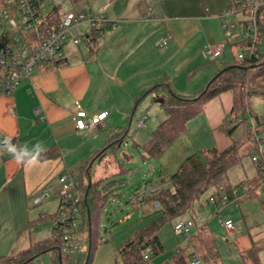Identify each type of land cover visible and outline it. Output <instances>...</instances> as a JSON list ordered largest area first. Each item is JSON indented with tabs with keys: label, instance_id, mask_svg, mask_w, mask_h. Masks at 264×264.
<instances>
[{
	"label": "crops",
	"instance_id": "obj_1",
	"mask_svg": "<svg viewBox=\"0 0 264 264\" xmlns=\"http://www.w3.org/2000/svg\"><path fill=\"white\" fill-rule=\"evenodd\" d=\"M68 2L73 9L86 6L89 12L104 16L113 24L98 46L69 44L65 65L39 66L12 94L0 98V142L10 138L18 147L27 144L29 148L42 142L47 151L53 154L40 159L34 166L24 167L17 165L6 150L0 149V256L20 252L51 237L52 234L39 240L33 234L39 220V216H32L31 209L35 206L33 197L42 189H47L53 192L52 199H56L58 208L60 178L64 175L79 177L86 163L115 134L126 125H132L137 109L145 103L144 100L136 105L137 98L156 84L164 82L170 83L184 96H193L216 76L224 63L232 60L227 49L237 44L236 41L234 44L231 42L220 61L211 59L207 54L210 46L225 38V19L231 22L234 19V16L222 17L229 9L231 0ZM83 30L85 26L74 33ZM168 35L172 39L163 45L162 41ZM150 96L152 102L160 104L159 107L151 108L156 114L153 123L157 127L167 118V113L161 103L154 101L153 95ZM77 102L90 116L107 112L104 123L92 131H78L73 120L78 111ZM232 105V92L223 93L210 101L204 112L188 123L187 133L179 140L187 138L186 141L193 147L202 150L207 143H213L209 148L217 147L220 150L230 145L232 138L223 137L225 132L222 126L230 115ZM143 115L140 119L147 118L146 127L149 118ZM215 134L221 136L224 144H218ZM114 166H118L116 160L106 158L98 166L95 179L100 168H104L103 178L117 175L120 169L111 176L106 174L107 169ZM234 175L236 185L245 179L256 178L257 170L251 159L246 158L242 165L231 169L230 178ZM161 185L160 182V185L150 187ZM119 194L122 197V191ZM116 202L113 198L109 206H114ZM140 207L143 208L142 205ZM143 215L144 223L115 231L113 238L118 246L153 219L148 217L149 213ZM185 219L189 217L182 220ZM163 229L159 238L166 248ZM107 231L108 228H105ZM199 232L210 233V230H205L204 226L197 227L187 243L182 246L173 244L172 250L181 248L186 255L189 250V254L201 258L203 264L204 254L200 256L197 252L199 248L192 243ZM35 236L37 240L33 239ZM110 238L108 235L103 236L107 240L102 241V244L109 242Z\"/></svg>",
	"mask_w": 264,
	"mask_h": 264
},
{
	"label": "trees",
	"instance_id": "obj_2",
	"mask_svg": "<svg viewBox=\"0 0 264 264\" xmlns=\"http://www.w3.org/2000/svg\"><path fill=\"white\" fill-rule=\"evenodd\" d=\"M70 1L78 4L82 0ZM260 2L262 5L257 14L256 47L261 60L240 63L233 58L224 63L216 76L193 96H184L170 83L164 82L156 84L137 98L136 105H139L148 96L153 95L154 101H161L167 113V118L150 133L149 139L143 145V158L163 156L176 140L187 133L188 123L202 114L210 101L226 92H232L233 105L222 130L232 138V142L223 150L212 147L204 149L201 155L195 153L188 156L177 172L162 179V185L157 192L148 195L143 202L134 203L142 205L143 213H149L148 217L153 219L144 228L135 230L125 243L117 246V257L120 261L116 259V264H149L153 259L168 253L160 241V231L167 224L174 220H182L186 216L192 219L196 226L194 207L205 195L210 194L209 202L211 198L220 199L223 195H228L230 200L235 197L236 186L231 182L230 171L242 165L246 158L252 161L259 153L258 137L264 133V113L254 106L255 99L264 100V0ZM59 11V6H55L53 11L55 19H59ZM249 44L237 43L236 46L244 48ZM65 63L66 61L54 67L63 66ZM128 134L127 129L115 134L81 171L78 181L81 194L82 249L69 259L68 264L93 263L94 254L103 241L100 233L102 218L112 199L121 198L119 191L124 187L123 177L112 181H109L108 177L96 180V170L106 158L119 163L117 151ZM51 155L52 152L47 151L40 159H46ZM118 165L121 169L117 175H123L125 168L121 163ZM254 166L257 177L245 179L237 185L245 190L249 198L256 197L257 192L263 187L260 171L255 164ZM156 203H159L160 208H157ZM262 204L264 207V202ZM56 217L57 214L51 218ZM192 237L193 234L189 240ZM262 249L258 242L252 241L251 248L241 255L243 264H262L260 256ZM171 252V256L163 264H189L196 256L186 255L181 248ZM146 256H149V259H146ZM42 257H50L52 264H66L59 236L52 233L50 238L32 244L25 250L0 256V264H33Z\"/></svg>",
	"mask_w": 264,
	"mask_h": 264
},
{
	"label": "built area",
	"instance_id": "obj_3",
	"mask_svg": "<svg viewBox=\"0 0 264 264\" xmlns=\"http://www.w3.org/2000/svg\"><path fill=\"white\" fill-rule=\"evenodd\" d=\"M262 5L260 0H231V5L222 15L224 18L232 16L239 18L236 23L225 19L223 27L225 38L210 46L207 54L211 59L220 61L224 50L232 40L237 43L249 44L239 47L237 59L240 63L261 60L256 47L258 29L257 14ZM55 6H50L49 0H0V98L13 93L17 86L28 80L32 72L39 66L54 67L66 61L69 44L98 46L105 37L107 29L113 23L101 15L89 12L86 6L67 12L59 11V19L53 15ZM85 26V30L74 32ZM172 39L168 35L162 41L167 45ZM235 42V43H236ZM235 45V44H234ZM233 46V45H232ZM78 111L73 120L78 131H92L97 129L106 120L108 113L101 112L90 116L76 103ZM146 117L137 122L139 129L145 128ZM259 153L252 158L258 167L262 178V191H264V133L259 135ZM4 146L0 142V149ZM60 206L52 233L59 236L62 241V256L65 263L82 249L80 242L81 223V194L79 181L71 175H64L59 180ZM159 187H143L142 193H137L131 199L143 202ZM52 196L48 190H41L33 197V204L39 206ZM230 201L228 195L220 199L211 198L214 204L226 205ZM160 208L159 203H156ZM44 217V216H43ZM223 225L230 237H234L235 226L233 221H223ZM195 223L192 219L179 220L175 223L174 233L190 238L193 234ZM107 239H103V242ZM149 259V256H146ZM189 264H202V259L194 256Z\"/></svg>",
	"mask_w": 264,
	"mask_h": 264
},
{
	"label": "rangeland",
	"instance_id": "obj_4",
	"mask_svg": "<svg viewBox=\"0 0 264 264\" xmlns=\"http://www.w3.org/2000/svg\"><path fill=\"white\" fill-rule=\"evenodd\" d=\"M49 3L50 6L53 7L56 5L59 6L60 12L73 10L68 0H53ZM238 18V16L234 17L232 22L236 23ZM235 41L236 40H232V44H234ZM240 51V48L236 45L227 49L230 59L237 58ZM159 106L160 104L157 102H152L151 96L148 97L145 99V103L137 109L136 118L132 125H126L122 129H127L129 134L117 151V161L123 164L125 171L123 170V175L112 176L113 178L109 177V181L123 177L124 187L120 189L122 191V197L120 200L114 198L117 202L114 203V206H109L107 208L105 216L102 218L103 225L100 233L102 236L108 235L111 238L109 242L99 244L94 254L92 264H116V259L120 261V258L117 257L118 245L113 238L115 231L120 228L124 229L134 225L138 226L141 222L144 223L145 217L140 207L141 205L133 204L134 202L131 200L133 196L137 193H142L144 186L149 188L151 185H160L162 178L165 175H171L177 172L181 163L188 156L195 153L199 155L202 154V148L193 147L191 143L186 141L187 138H181V140H176L160 158H143V145L149 139L150 133L157 128L153 123V116L156 114L151 108ZM254 106L260 112L264 113V100L255 99ZM142 114L146 115L149 120L145 128L139 129L137 127V122ZM222 135L225 139H231L228 134L223 133ZM215 138L218 144H224L219 134H215ZM184 142H186V145ZM212 144L213 143L204 144V149L213 146ZM227 147H229L228 144L223 147V149ZM119 169H121L119 165L114 166L112 169H107L106 174L107 176H111L117 173ZM77 171H75V173H77ZM104 173V168H100L96 175V180H100V178L105 179L103 178L105 177ZM78 178L79 177L76 176L75 179L78 180ZM230 179L234 185L236 175ZM238 184L236 183V185H234L236 186L234 188L235 197L226 205L218 206L209 202L208 198L210 194L205 195L195 204L196 226L198 228L204 226L205 230H210V233L199 232L198 236L192 242L194 246L200 249H197L198 254L200 256L204 254L205 261L203 264H243L241 255L251 248L253 240L258 242L263 248L260 256L261 262L264 264V207L262 204L264 202V191L259 190L256 197L249 198L245 190L237 186ZM50 194L53 197V192H50ZM55 201L56 199L54 200L51 198L47 202L39 206H34L31 209L32 216H39V220H37L35 224L36 231L33 233L38 236L39 240L40 238H45L52 234L51 232L55 224V219L51 217L57 214L59 209ZM49 202H51V204H48ZM43 216L46 217V219L42 218ZM226 220H231L234 223L235 236L233 238L229 236L223 225V221ZM175 223L176 220L167 224L162 232L166 247L164 249L168 253L153 259L149 264H163L170 257L173 244L179 243V245L182 246L189 241V238L176 235L173 232ZM112 224H114L113 227ZM196 226L193 232L197 228ZM110 227H112V229ZM105 228H108L107 232H105ZM37 236L33 237V239L37 240ZM189 252L190 251L187 250L188 254ZM209 254L212 255L210 256ZM33 264H52V260L50 257H42Z\"/></svg>",
	"mask_w": 264,
	"mask_h": 264
},
{
	"label": "clouds",
	"instance_id": "obj_5",
	"mask_svg": "<svg viewBox=\"0 0 264 264\" xmlns=\"http://www.w3.org/2000/svg\"><path fill=\"white\" fill-rule=\"evenodd\" d=\"M4 146L3 150H6L17 165L24 167L34 166L40 162L41 155L47 152V148L42 142H37L31 148L27 144L18 147L11 142L10 138H5L2 141Z\"/></svg>",
	"mask_w": 264,
	"mask_h": 264
},
{
	"label": "water",
	"instance_id": "obj_6",
	"mask_svg": "<svg viewBox=\"0 0 264 264\" xmlns=\"http://www.w3.org/2000/svg\"><path fill=\"white\" fill-rule=\"evenodd\" d=\"M159 102H161V101H159Z\"/></svg>",
	"mask_w": 264,
	"mask_h": 264
}]
</instances>
